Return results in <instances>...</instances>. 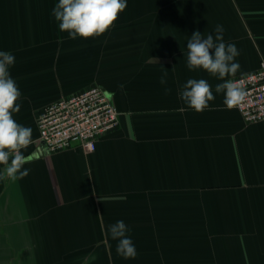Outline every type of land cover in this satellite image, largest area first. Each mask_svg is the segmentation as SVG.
Segmentation results:
<instances>
[{"label":"crops","instance_id":"1","mask_svg":"<svg viewBox=\"0 0 264 264\" xmlns=\"http://www.w3.org/2000/svg\"><path fill=\"white\" fill-rule=\"evenodd\" d=\"M56 3L0 0V51L14 55L21 92L13 117L32 129L29 174L0 179V264H264V120L246 122L216 93L224 81L187 68L191 35L215 37L221 25L240 65L225 79L258 69L264 0H126L89 39L59 30ZM190 78L212 87L202 112L180 98ZM93 85L112 97L118 125L94 151L49 152L43 109ZM118 221L134 259L117 254Z\"/></svg>","mask_w":264,"mask_h":264},{"label":"clouds","instance_id":"2","mask_svg":"<svg viewBox=\"0 0 264 264\" xmlns=\"http://www.w3.org/2000/svg\"><path fill=\"white\" fill-rule=\"evenodd\" d=\"M127 7L126 0H58L53 8V16L61 32H67L69 38L89 39L104 34L119 18ZM215 37L212 34L202 36L195 31L187 42V68L204 70L223 83L217 84L216 93H224V104L232 109L243 100L245 93L238 82L226 80L234 76L240 65L235 62L239 55L234 44L223 42V27L217 25ZM15 57L9 52L0 51V165H3V178H24L29 173L24 169L28 163L22 150L32 143V129L19 124L13 117L20 111L17 101L21 92L11 77L9 68L14 65ZM168 73L160 77L162 85L167 84ZM122 87V86H121ZM170 91L166 89V92ZM180 98L196 112L204 111L209 102L215 99L211 85L206 79L190 78L183 85ZM111 238L117 241V254L124 259L137 256L135 245L127 235L128 228L123 221L109 226Z\"/></svg>","mask_w":264,"mask_h":264},{"label":"built area","instance_id":"3","mask_svg":"<svg viewBox=\"0 0 264 264\" xmlns=\"http://www.w3.org/2000/svg\"><path fill=\"white\" fill-rule=\"evenodd\" d=\"M230 80L238 82L245 93L236 106L245 121L264 120V62L255 71ZM119 116L107 90L93 85L46 105L38 118L39 141L51 153L74 145L91 152L96 149L98 137L118 125Z\"/></svg>","mask_w":264,"mask_h":264}]
</instances>
